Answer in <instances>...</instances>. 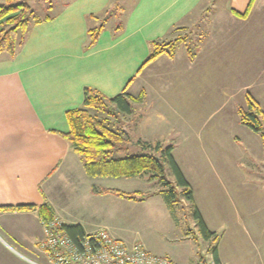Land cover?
I'll use <instances>...</instances> for the list:
<instances>
[{"label":"crops","instance_id":"obj_1","mask_svg":"<svg viewBox=\"0 0 264 264\" xmlns=\"http://www.w3.org/2000/svg\"><path fill=\"white\" fill-rule=\"evenodd\" d=\"M40 19L15 55H0V208L32 207L0 211V264H49L39 249L44 238L40 208L46 204L54 216L84 232L104 229L129 246L142 244L169 256L174 264H196L191 257L199 255L191 239L196 222L188 231L183 227V245L179 237L140 234L153 223L151 207L170 209L162 194L133 202L93 193L95 178L86 175L64 135L67 113L83 106L85 88L107 98L127 88L133 97L145 95L135 103L141 104L140 114L133 108L131 116L145 120L158 112L170 114L165 93L173 85L198 84L204 69L250 64V39L264 34V0H62ZM6 21H0V31ZM101 26L90 47V30ZM155 42H173L174 51L145 64ZM261 145L264 150L262 137ZM232 168L235 173V163ZM208 195L194 192L193 199L216 234L220 209ZM169 216L173 229L175 217ZM218 253L220 264H226Z\"/></svg>","mask_w":264,"mask_h":264},{"label":"rangeland","instance_id":"obj_2","mask_svg":"<svg viewBox=\"0 0 264 264\" xmlns=\"http://www.w3.org/2000/svg\"><path fill=\"white\" fill-rule=\"evenodd\" d=\"M50 1L52 5L45 0L34 2L35 17L54 13L62 3V0ZM250 41L251 52L247 54L250 64L245 68L204 69L198 84L173 85L172 92L165 93L171 105L166 113L170 114L158 112L145 120L139 115L120 114L118 121L114 116L92 111L101 119L118 122L133 141L162 142L174 147V156L183 166L193 193H210V201L220 209V217L215 219L216 240L204 239L197 224L192 227L196 230L191 238L193 246L199 248V255L193 252L191 256L196 264H203L204 260L213 264L214 247L219 249L226 264H264V150L261 136L241 125L238 116V108H247V95L264 110V34H254ZM140 105H133L137 114H140ZM143 153L142 149L130 146L128 151L117 156ZM167 175L174 180L169 166ZM91 180L98 189L143 193L162 189L158 181L148 178ZM178 198L174 207L167 211L157 210L156 205L155 209L151 207L152 213L156 211L153 223L141 229L140 234H156L164 240L179 237L177 243L183 245V227L188 231V225L196 222V204ZM171 214H175L173 229ZM177 252L182 255L183 248Z\"/></svg>","mask_w":264,"mask_h":264},{"label":"trees","instance_id":"obj_3","mask_svg":"<svg viewBox=\"0 0 264 264\" xmlns=\"http://www.w3.org/2000/svg\"><path fill=\"white\" fill-rule=\"evenodd\" d=\"M35 1L37 0L0 1V21L7 18L5 27L0 31V55H15L22 45L23 36L31 25L42 21L35 17L33 9ZM251 6L252 3L249 9ZM246 14L243 16L245 17ZM44 19H50V17ZM101 30L102 26L90 30V47L96 43ZM174 47L173 42H155L145 64L154 61L165 52L172 53ZM143 99L144 94L140 97H133L127 92V88L113 98H107L95 89L85 88L83 106L67 113L69 131L64 134L65 138L80 156L85 173L90 178H148L162 185V189L152 193L93 188V193L96 195H114L133 202H144L154 194H162L170 209L179 201L178 197L194 201L191 185L175 160L174 148L171 145L165 146L162 142L150 143L141 139L133 141L128 132L117 124L118 122L111 121L109 118L101 119L92 113V111H97L107 116H114L118 120L120 114L130 115L133 112V105L142 102ZM246 99L247 108H238L239 123L261 135L264 143V111L253 97L247 95ZM130 146H136L144 153L123 158L117 156L128 151ZM167 166L170 167L174 180L167 175ZM31 208V206L3 207L0 211ZM40 214L44 221L54 216L48 204L40 208ZM194 217L202 237L206 240H216V234L208 229L196 206ZM66 229L73 237L84 233L80 225H67ZM212 252L214 262L220 264L218 248L214 247Z\"/></svg>","mask_w":264,"mask_h":264},{"label":"built area","instance_id":"obj_4","mask_svg":"<svg viewBox=\"0 0 264 264\" xmlns=\"http://www.w3.org/2000/svg\"><path fill=\"white\" fill-rule=\"evenodd\" d=\"M43 224L39 249L49 264H174L169 256L155 254L142 244L129 246L104 229L73 237L59 216Z\"/></svg>","mask_w":264,"mask_h":264}]
</instances>
